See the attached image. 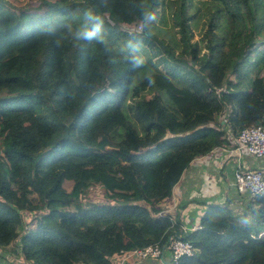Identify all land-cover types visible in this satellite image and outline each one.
Listing matches in <instances>:
<instances>
[{
    "label": "trees",
    "instance_id": "1",
    "mask_svg": "<svg viewBox=\"0 0 264 264\" xmlns=\"http://www.w3.org/2000/svg\"><path fill=\"white\" fill-rule=\"evenodd\" d=\"M35 1L0 0V264H116L175 238L194 247L177 264H264V194L247 223L211 212L194 232L158 208L194 159L264 125V0ZM85 9L103 41L77 39ZM65 181L104 196L74 205Z\"/></svg>",
    "mask_w": 264,
    "mask_h": 264
},
{
    "label": "crops",
    "instance_id": "2",
    "mask_svg": "<svg viewBox=\"0 0 264 264\" xmlns=\"http://www.w3.org/2000/svg\"><path fill=\"white\" fill-rule=\"evenodd\" d=\"M223 123H225V120H223ZM227 136L230 139L229 133ZM235 151L233 141L230 139V147L218 148L202 158H196L182 174L180 181L173 188L171 196L158 206L161 210L160 214L169 215L171 220L174 219L173 223L179 226V231L186 233L191 226L200 222V219L204 216L205 210L203 209L209 210V204L213 203L216 205L222 201L220 197L225 198L223 203L233 202L231 204L232 210L235 207H241L240 211H243L249 199L246 195H241L236 191L233 183V173L240 168L254 170L264 167V161L254 159L251 156H242L239 160ZM233 153L238 159L232 157ZM220 166L227 168L228 178L221 174ZM201 189L206 194H203ZM200 193L209 200L202 199V197L199 199L194 196L196 194L200 195ZM226 197H228V200H226ZM206 200L210 202L207 203ZM160 207H163V210ZM179 208L182 210L180 209L178 212ZM200 209H202L201 212H199ZM169 259L170 252L166 251L165 263ZM121 260L122 256H117L115 258L116 264H119ZM26 264L31 263L26 262ZM124 264H160V260H130Z\"/></svg>",
    "mask_w": 264,
    "mask_h": 264
},
{
    "label": "built area",
    "instance_id": "3",
    "mask_svg": "<svg viewBox=\"0 0 264 264\" xmlns=\"http://www.w3.org/2000/svg\"><path fill=\"white\" fill-rule=\"evenodd\" d=\"M136 26L135 30L140 32L142 25L138 24ZM126 27L130 28L131 26ZM230 113H232L231 110L224 116V120L229 123L231 119ZM233 144L239 160L242 156H251L254 159L264 161V125L259 124L243 129L239 132L237 138L234 139ZM233 183L239 194L246 195L249 201L254 202L264 194V167L254 170L237 169L233 173ZM200 229L201 225L198 223L191 226L188 231H199ZM167 250L170 252L169 260L171 264H177L182 257H189L194 254L193 245L180 238L172 239L168 244ZM120 255L122 256V260L119 264H124L130 260L143 261L149 259H157L160 260V264H165L163 261L165 259L164 249L158 244L147 246L143 249L122 252ZM16 264H19L18 261H16Z\"/></svg>",
    "mask_w": 264,
    "mask_h": 264
},
{
    "label": "rangeland",
    "instance_id": "4",
    "mask_svg": "<svg viewBox=\"0 0 264 264\" xmlns=\"http://www.w3.org/2000/svg\"><path fill=\"white\" fill-rule=\"evenodd\" d=\"M26 4H27V6L29 7V8H34V7H36L37 6V2L35 1V0H26ZM31 12H36V11H31ZM136 25H132L130 28H127L128 30H134V29H136ZM4 52H6L7 53V49L6 48H4ZM232 100V99H231ZM240 101V100H239ZM239 101H237L238 103H239ZM233 104V101H230V103L227 105V109H226V111H224L220 116H218L217 118H216V123H219V122H221V123H223V120H224V116H225V114H228V112H229V110H231L232 108V104ZM234 106H235V104H233ZM231 114V113H230ZM230 139H231V141H234V139L232 138V136L230 137ZM123 146V144H121V145H115V146H109L108 148H107V150L108 151H110V150H114V149H116V150H118L120 147H122ZM216 149H218V148H215L214 150H216ZM3 150V136H1L0 135V151H2ZM213 150V151H214ZM232 157L233 158H235V159H238V157L235 155V153H233V155H232ZM226 170V171H225ZM220 171L222 172L221 174H223V176L225 177V178H228L229 177V173H226L228 170H227V168H222V166H220ZM72 181L71 182H67V181H65V183L63 184V187H64V189L67 191V194H69V195H73V196H76L77 198H74V205H79L80 207H82V206H85V205H88L89 203L90 204H93V203H97L98 201L97 200H99L102 196H104V193L101 191V190H98V189H96V188H91V187H89L86 191H85V193L82 195V196H79V194L78 193H74L73 192V190H72ZM97 187H99V185H97ZM202 188V187H201ZM201 192L203 193V194H206L202 189H201ZM202 193H200V195H198V194H196V195H194L196 198H201L202 197V199H207ZM76 199V200H75ZM220 199L222 200L220 203H218V204H216V205H214L213 203H211V204H209V207L211 208L212 207V209L211 210H207V209H203V210H205L204 211V213H203V215L204 214H207V215H211V212H213L214 214H216V213H219L220 211H231V213L233 214V216H235V217H237L238 218V220L242 223V224H244V223H247V221H248V219H245L244 218V215H245V210H243V211H240L241 210V207H235V208H233V210H232V206H231V204L233 203V202H231V201H229V202H224L223 203V200H225V198L224 197H220ZM207 200H209V199H207ZM206 200V201H207ZM226 200H228V197H226ZM103 202H105V203H109V204H111L112 203V200H110L109 202L108 201H104L103 200ZM202 202V201H201ZM200 202V203H201ZM208 202H210V201H207V203ZM193 204H195V203H193ZM251 204V203H250ZM144 205H150L149 204V202H146V204L144 203ZM247 205H249V202H247ZM252 205H253V208H256V205L255 204H253L252 203ZM182 207V206H181ZM161 209L163 208V207H160ZM183 208V207H182ZM219 208V209H218ZM227 208L228 209H231V210H227ZM70 209L71 210H74V207H70ZM180 209L181 208H179L178 209V212L180 211ZM163 210V209H162ZM182 210V209H181ZM201 210L202 209H200L199 210V212H201ZM160 212H161V210H160ZM181 217V216H180ZM174 220V219H173ZM31 226H29L28 228H30ZM32 227H35V226H32ZM27 228V229H28ZM23 230H25V227H23V229L20 231V232H23ZM135 261H138V260H135ZM14 263V262H13ZM21 264H26V262H22Z\"/></svg>",
    "mask_w": 264,
    "mask_h": 264
},
{
    "label": "clouds",
    "instance_id": "5",
    "mask_svg": "<svg viewBox=\"0 0 264 264\" xmlns=\"http://www.w3.org/2000/svg\"><path fill=\"white\" fill-rule=\"evenodd\" d=\"M84 18L87 21H89V25L83 29H77V31H76L77 39L88 40V41L95 39L98 41H103V39H104V37L102 35V33H103V20L101 19L99 14L93 12L91 9H85L84 10ZM148 18L151 19V16H149ZM142 62H143L142 60L133 57V66H137V65L141 64ZM262 196H260V197H262ZM249 203H251V201H249ZM202 218H203V216H202ZM199 224H200V222H199ZM186 232H194V231H186ZM259 237H261V234ZM166 251H168V250H166ZM164 260L165 259H163V261Z\"/></svg>",
    "mask_w": 264,
    "mask_h": 264
},
{
    "label": "water",
    "instance_id": "6",
    "mask_svg": "<svg viewBox=\"0 0 264 264\" xmlns=\"http://www.w3.org/2000/svg\"><path fill=\"white\" fill-rule=\"evenodd\" d=\"M164 262H165V260H164ZM166 264H171V263H170V261H169V260H167V261H166Z\"/></svg>",
    "mask_w": 264,
    "mask_h": 264
}]
</instances>
